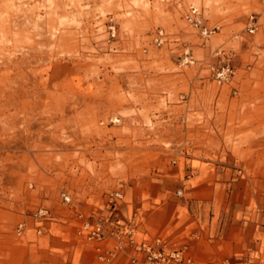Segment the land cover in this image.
Segmentation results:
<instances>
[{
    "label": "rangeland",
    "instance_id": "374dc122",
    "mask_svg": "<svg viewBox=\"0 0 264 264\" xmlns=\"http://www.w3.org/2000/svg\"><path fill=\"white\" fill-rule=\"evenodd\" d=\"M144 241L264 264V0H0V264H134Z\"/></svg>",
    "mask_w": 264,
    "mask_h": 264
},
{
    "label": "built area",
    "instance_id": "2783aa9c",
    "mask_svg": "<svg viewBox=\"0 0 264 264\" xmlns=\"http://www.w3.org/2000/svg\"><path fill=\"white\" fill-rule=\"evenodd\" d=\"M186 21L193 27H195L200 35L203 38L209 37L211 34L218 30V26H208L203 21V16L201 12L200 6L196 4H191L188 7V10L185 13ZM259 26V18L258 14L252 13L247 22V30L250 33H254ZM109 29L112 34L115 33V25L110 22ZM164 37V30L161 28L156 33V40L159 42L163 41ZM192 56L189 54L188 50H185L183 62H188ZM213 75L217 83H222L223 81L227 80L231 74L234 73L233 68L227 64L220 67L212 66ZM65 203L71 201V196L67 192H63L62 194ZM123 198V190L119 186L116 189L112 190L108 193V200L110 203L117 205L118 201ZM43 210H41L42 212ZM47 211V210H46ZM45 211V212H46ZM80 224H79V232L84 234L88 240L98 241L104 238L107 234L103 224L98 220H92L91 218L85 216L83 212L79 213ZM23 223L20 224V229ZM138 249H143L147 251L146 256H132V262L134 264H179L182 260V252L181 250H172L169 254L165 252H157L151 251V245L146 241L140 242L134 245ZM98 250V246H97ZM115 254L113 250L107 249L105 252L100 253V258L105 259L112 257Z\"/></svg>",
    "mask_w": 264,
    "mask_h": 264
},
{
    "label": "bare ground",
    "instance_id": "6f19581e",
    "mask_svg": "<svg viewBox=\"0 0 264 264\" xmlns=\"http://www.w3.org/2000/svg\"><path fill=\"white\" fill-rule=\"evenodd\" d=\"M186 20V19H185ZM188 23V22H187ZM189 24V23H188Z\"/></svg>",
    "mask_w": 264,
    "mask_h": 264
}]
</instances>
